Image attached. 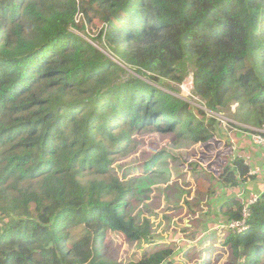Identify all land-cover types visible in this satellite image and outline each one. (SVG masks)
<instances>
[{"label": "trees", "instance_id": "1", "mask_svg": "<svg viewBox=\"0 0 264 264\" xmlns=\"http://www.w3.org/2000/svg\"><path fill=\"white\" fill-rule=\"evenodd\" d=\"M189 74L205 110L162 82ZM235 103L236 124L264 129V0H0V264H122L108 232L152 236L130 212L135 180L114 163L136 133L208 137ZM250 172L236 159L222 183ZM242 209L233 198L219 212L230 223ZM249 211L225 245L240 264H261L264 192ZM172 256L147 250L126 264Z\"/></svg>", "mask_w": 264, "mask_h": 264}, {"label": "rangeland", "instance_id": "2", "mask_svg": "<svg viewBox=\"0 0 264 264\" xmlns=\"http://www.w3.org/2000/svg\"><path fill=\"white\" fill-rule=\"evenodd\" d=\"M86 26L90 38L102 28L97 22ZM162 82L178 98L205 110L191 74L181 84ZM234 114L230 106L215 115V126L207 127L208 137L207 130L181 137L157 131L134 135L112 170L123 181L135 180L130 212L139 223L150 222L152 240L132 242L110 231L104 243L110 257L126 264L138 261L147 250L170 249L173 256L164 264H240L225 245L230 233L219 208L233 198L243 205L253 195L263 194L264 146L236 125ZM239 158L249 163L250 175L237 186L224 185L225 170Z\"/></svg>", "mask_w": 264, "mask_h": 264}, {"label": "built area", "instance_id": "3", "mask_svg": "<svg viewBox=\"0 0 264 264\" xmlns=\"http://www.w3.org/2000/svg\"><path fill=\"white\" fill-rule=\"evenodd\" d=\"M82 14L81 13H78L77 16H76V23H79L80 20L79 19H82ZM234 113L236 111V108H237V104H233L231 105ZM238 127H240L242 130L248 132V134L250 135V137H254L256 142L260 145H262V147L264 146V129H255V128H250V127H242V126H239L238 124H236ZM240 159V158H239ZM246 163V161H245ZM247 164V163H246ZM248 166H249V163H248ZM261 198V194H256V195H253L252 198H249V200H245L244 204H243V209H242V219L240 220H233L231 221L230 223H228L227 225L224 226V228L229 231V233H241L243 232L244 230H246V225H247V220L250 216V211H249V208L251 205L257 203Z\"/></svg>", "mask_w": 264, "mask_h": 264}, {"label": "bare ground", "instance_id": "4", "mask_svg": "<svg viewBox=\"0 0 264 264\" xmlns=\"http://www.w3.org/2000/svg\"><path fill=\"white\" fill-rule=\"evenodd\" d=\"M192 82V81H191Z\"/></svg>", "mask_w": 264, "mask_h": 264}]
</instances>
